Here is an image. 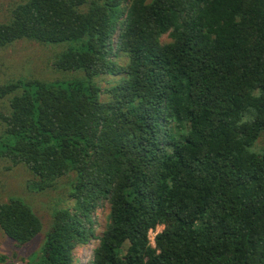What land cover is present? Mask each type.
Masks as SVG:
<instances>
[{
	"label": "trees",
	"instance_id": "trees-1",
	"mask_svg": "<svg viewBox=\"0 0 264 264\" xmlns=\"http://www.w3.org/2000/svg\"><path fill=\"white\" fill-rule=\"evenodd\" d=\"M21 39L114 77L104 101L79 81L0 86L8 169L38 192L73 174L27 264H77L90 240L87 264H264V0H27L0 24V47ZM0 231L24 245L41 222L10 197Z\"/></svg>",
	"mask_w": 264,
	"mask_h": 264
},
{
	"label": "rangeland",
	"instance_id": "rangeland-1",
	"mask_svg": "<svg viewBox=\"0 0 264 264\" xmlns=\"http://www.w3.org/2000/svg\"><path fill=\"white\" fill-rule=\"evenodd\" d=\"M27 0H0V24L7 23L11 19V10L17 4ZM66 44H40L27 39L17 40L9 45L0 47V86L17 79H37L47 83L63 86L66 83L79 81L84 84L91 83L100 89L99 99L106 100V90L114 81L111 75H97L87 79L82 70L61 71L53 68L52 63L56 55L61 52ZM124 62L122 56L115 58ZM0 112L8 113V97L0 98ZM0 123V135L3 131ZM264 134L262 133L256 142V146H264ZM9 168V163L0 159V203L6 202L10 197L18 198L29 205L41 222V231L30 242L18 245L9 240L0 231V255L5 258L0 264H27L36 262L41 253V247L45 234L52 222V214L57 209H69L74 205L70 197L71 181L73 174L63 176L57 180L53 189L38 192L30 184L33 181L31 173L23 166ZM96 228H102V217L97 220ZM161 226L148 233L150 244ZM41 245V246H40ZM95 241L90 240L85 246L76 251L77 264H87L91 249Z\"/></svg>",
	"mask_w": 264,
	"mask_h": 264
},
{
	"label": "clouds",
	"instance_id": "clouds-1",
	"mask_svg": "<svg viewBox=\"0 0 264 264\" xmlns=\"http://www.w3.org/2000/svg\"><path fill=\"white\" fill-rule=\"evenodd\" d=\"M92 249H93V248H92ZM92 249H91V252H90L91 254H92ZM91 254H90V255H91ZM90 258H91V256H90ZM90 258H89V260H90ZM88 262H89V261H88ZM88 262H87V263H88Z\"/></svg>",
	"mask_w": 264,
	"mask_h": 264
}]
</instances>
